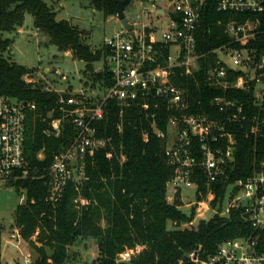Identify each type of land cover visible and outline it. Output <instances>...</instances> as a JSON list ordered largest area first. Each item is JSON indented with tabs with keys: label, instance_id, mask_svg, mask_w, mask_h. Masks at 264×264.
<instances>
[{
	"label": "built area",
	"instance_id": "built-area-1",
	"mask_svg": "<svg viewBox=\"0 0 264 264\" xmlns=\"http://www.w3.org/2000/svg\"><path fill=\"white\" fill-rule=\"evenodd\" d=\"M137 1L140 5L135 13L130 16L125 12L130 27L122 22L123 28L104 42L107 53L102 67L95 69L105 70L109 77L105 74L95 84H87L85 75L79 72L78 87L58 89L57 104L47 116L43 111L36 112L45 120L53 110H61V115L52 118L45 128L48 135L60 136L64 122L74 128L70 142L55 154L45 173H39L25 152L28 113L37 110V103L0 94V182L17 188L20 180L44 178L48 186L46 199L54 206L61 201L68 184L81 189L90 177L88 164L96 154L102 150H107L108 157L114 154L113 136H99L95 124L106 117L108 102L113 100L119 108L118 131L123 130L125 114L136 109L146 119L144 138L148 139L149 131L154 130L166 140L164 154L174 167L167 183L169 202L181 200L179 207L188 206L187 209L198 202L197 214L201 215L202 211L226 214L233 207L243 208L249 230L219 242L206 259L193 252V259L201 264H264V161L252 173L234 177L238 147L234 129L250 113L245 102L233 95L237 88L254 90L257 111L250 131L264 129V0H218V10L240 16L219 20L226 36L206 50L198 47L205 0ZM159 22L166 27L159 26ZM210 56L204 82L218 93L205 109L194 106L188 85L176 80L191 76L199 84L201 60ZM57 73L68 80L61 70ZM165 110L170 114L163 128L159 119ZM39 156L44 153L41 151ZM200 175L205 179L207 195L197 200V192L204 191L199 185ZM219 182L226 183L224 208L208 210L206 205L215 194L212 185ZM185 187H196L195 200L184 199ZM19 191L26 194L24 186ZM74 201L78 206L91 202L82 193ZM21 238L24 237L16 226L8 240L20 242ZM134 252L125 250L120 258L130 259ZM32 261L31 252L26 253L24 263Z\"/></svg>",
	"mask_w": 264,
	"mask_h": 264
},
{
	"label": "trees",
	"instance_id": "trees-1",
	"mask_svg": "<svg viewBox=\"0 0 264 264\" xmlns=\"http://www.w3.org/2000/svg\"><path fill=\"white\" fill-rule=\"evenodd\" d=\"M61 0H0V94L18 100H33L36 111H29L27 118L25 152L30 163L45 173L55 154L66 146L74 134V128L64 122L60 136L48 135L45 128L52 118L61 115L60 109L43 119L36 112L47 116L56 106L58 91L46 89L37 81H28V66L13 59L11 43L13 38L6 32L17 30L25 20L26 12L34 16L35 26L44 31L50 41L60 50H70L74 56L87 64L83 70L84 81L95 84L108 75L105 70H96L95 63L106 55L103 46L93 50L83 31L67 19L58 18L55 3ZM106 16L117 15L119 0H87ZM218 0H205L202 7V24L198 33V47L206 50L216 46L224 38V25L240 16L236 12L217 9ZM8 55H5V52ZM210 57L201 60L202 71L199 84L194 77L177 79L179 84L188 85L194 106L206 109L211 97L218 90L204 82ZM109 77V76H107ZM234 97L243 100L249 109V118L234 129L237 139V167L234 177L252 173L264 161V129L253 133V114L257 111L254 90L237 88ZM200 102V103H199ZM119 108L115 101L108 102L106 117L95 122L99 136H113L114 154L106 156L107 150L98 152L88 164L89 178L77 189L68 184L57 206L46 197L48 186L44 178L20 180L17 189L26 188V199L15 208L14 219L23 237L28 239L39 255L30 264H69L72 258L71 246L87 238H94L98 244V255L92 264H201L192 257L198 252L201 259L215 252L224 239L245 234L248 221L243 208L233 207L228 213L214 212L212 216L196 220L198 202L190 209L179 207L178 200H167V183L174 174V167L164 154L166 140L154 130H147L146 119L136 109L125 114L123 130L116 126ZM170 111L165 110L159 119V126L166 128ZM212 112V115H217ZM43 157L39 156L40 152ZM122 154L125 158L122 159ZM203 194L197 192V200L207 195V185L201 175L198 177ZM212 207L222 210L225 205L226 183H215ZM82 193L91 202L78 206L74 198ZM104 221V224H103ZM36 236L34 238V235ZM3 236L0 230V261ZM140 246V249H137ZM134 249L130 259H121L120 253Z\"/></svg>",
	"mask_w": 264,
	"mask_h": 264
},
{
	"label": "rangeland",
	"instance_id": "rangeland-1",
	"mask_svg": "<svg viewBox=\"0 0 264 264\" xmlns=\"http://www.w3.org/2000/svg\"><path fill=\"white\" fill-rule=\"evenodd\" d=\"M139 5L137 0L129 2L125 9L126 14L131 16ZM55 7L58 18L69 20L83 31V36L88 38L93 50L100 49L110 36L123 28L122 20L118 15L106 16L103 10L94 8L87 0H61L55 3ZM158 24L163 26V22ZM165 27L164 25L163 28ZM5 35L13 38L11 43L13 59L31 68L25 76L28 80L40 82L46 89L54 91L66 89L70 85L78 87L79 72L84 75L86 62L74 56L72 51L60 50L52 43L49 36L35 26L31 12H26L22 26L17 30L6 32ZM4 54L8 55V52ZM101 67L102 61L95 63V68ZM58 69L68 75V80L62 79V75L57 73ZM183 190L186 201L195 200L196 187H185ZM25 197L26 194L16 187L0 182V230L3 236L0 264H25L26 253L31 252L32 260L39 255L25 237L21 238L20 242L17 239L8 240L16 228L15 208L25 201ZM206 207L211 210L212 205L209 203ZM184 208L187 209L188 206ZM202 212L204 215L197 214L198 219L203 216L210 217L214 213L212 210ZM71 251L72 258L69 264H92L93 259L98 255L99 247L94 238H87L71 246Z\"/></svg>",
	"mask_w": 264,
	"mask_h": 264
},
{
	"label": "water",
	"instance_id": "water-1",
	"mask_svg": "<svg viewBox=\"0 0 264 264\" xmlns=\"http://www.w3.org/2000/svg\"><path fill=\"white\" fill-rule=\"evenodd\" d=\"M130 0H119L117 5V14L121 18L123 24L126 27H130V23L128 21V18L125 15V6L129 3ZM31 68L28 67V71H30ZM249 213H245V216L247 217Z\"/></svg>",
	"mask_w": 264,
	"mask_h": 264
},
{
	"label": "crops",
	"instance_id": "crops-1",
	"mask_svg": "<svg viewBox=\"0 0 264 264\" xmlns=\"http://www.w3.org/2000/svg\"><path fill=\"white\" fill-rule=\"evenodd\" d=\"M121 30V29H120Z\"/></svg>",
	"mask_w": 264,
	"mask_h": 264
}]
</instances>
